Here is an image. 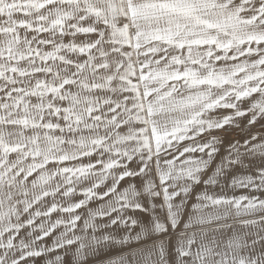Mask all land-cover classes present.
I'll return each instance as SVG.
<instances>
[{"label":"snow or ice","instance_id":"obj_1","mask_svg":"<svg viewBox=\"0 0 264 264\" xmlns=\"http://www.w3.org/2000/svg\"><path fill=\"white\" fill-rule=\"evenodd\" d=\"M112 249L264 264V0H0V264Z\"/></svg>","mask_w":264,"mask_h":264},{"label":"crops","instance_id":"obj_2","mask_svg":"<svg viewBox=\"0 0 264 264\" xmlns=\"http://www.w3.org/2000/svg\"><path fill=\"white\" fill-rule=\"evenodd\" d=\"M222 135V134H219ZM224 138L227 137L225 135H222ZM59 215V213L53 214V219H56ZM51 242L50 240L48 241ZM121 254L120 249H112V250H103L101 253L97 254L96 256H92L90 259L93 262V264H105L106 261L109 259H116Z\"/></svg>","mask_w":264,"mask_h":264},{"label":"rangeland","instance_id":"obj_3","mask_svg":"<svg viewBox=\"0 0 264 264\" xmlns=\"http://www.w3.org/2000/svg\"><path fill=\"white\" fill-rule=\"evenodd\" d=\"M229 130H232V133H230ZM235 131L236 130H234V129H228V130H225V131L218 133V134H222V135L227 136V137H225V140H235V139H238L242 135V133H241L240 135L236 136Z\"/></svg>","mask_w":264,"mask_h":264},{"label":"built area","instance_id":"obj_4","mask_svg":"<svg viewBox=\"0 0 264 264\" xmlns=\"http://www.w3.org/2000/svg\"><path fill=\"white\" fill-rule=\"evenodd\" d=\"M229 132H230V133H232V130H229ZM235 132H236V136H238V135H240V134H241V132H240V131H238V130H236Z\"/></svg>","mask_w":264,"mask_h":264}]
</instances>
